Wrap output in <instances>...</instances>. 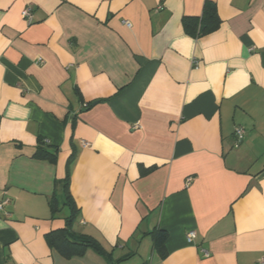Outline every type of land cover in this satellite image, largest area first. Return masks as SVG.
<instances>
[{
  "label": "crops",
  "instance_id": "1",
  "mask_svg": "<svg viewBox=\"0 0 264 264\" xmlns=\"http://www.w3.org/2000/svg\"><path fill=\"white\" fill-rule=\"evenodd\" d=\"M206 1L219 24L194 38L182 19ZM66 183L71 231L121 264H259L264 0H0V264H108L47 245Z\"/></svg>",
  "mask_w": 264,
  "mask_h": 264
},
{
  "label": "trees",
  "instance_id": "2",
  "mask_svg": "<svg viewBox=\"0 0 264 264\" xmlns=\"http://www.w3.org/2000/svg\"><path fill=\"white\" fill-rule=\"evenodd\" d=\"M182 24L185 32L194 38H199L215 30L219 24L215 4L211 1H206L200 16H185L182 19ZM33 158L47 160L54 164L57 158V149L53 148L51 150L49 145H46L43 140H40L33 154ZM146 171L144 170V172ZM62 205L70 209V215L65 219V227L52 231L45 236L47 245L58 252L60 256L65 259H70L72 257L82 256L86 250L91 249L103 257L108 264H121L131 256L129 254L118 259H113L112 252L106 251L98 241L89 236H77L71 231V227L76 221L77 209L70 195L67 183L64 185L63 195L59 198L55 195L50 200V208L53 214L58 212ZM150 235L154 249L162 252L167 240V232L165 230L155 229Z\"/></svg>",
  "mask_w": 264,
  "mask_h": 264
},
{
  "label": "built area",
  "instance_id": "3",
  "mask_svg": "<svg viewBox=\"0 0 264 264\" xmlns=\"http://www.w3.org/2000/svg\"><path fill=\"white\" fill-rule=\"evenodd\" d=\"M33 9L31 6H27L25 7L22 11H21V17L22 19L25 20V22L30 25L32 22H33ZM124 24L126 26H129L130 27V23L127 22V21H124ZM243 129L242 128H236L235 131H234V137L236 139V143H239L240 141H242L243 139ZM192 182V179L191 178H188L186 180V186H189ZM9 200L7 198H3V199H0V214L4 215V216H7L8 215V212L6 210V206L8 204ZM195 231H188L186 233V241L187 243H192L195 239ZM202 253H203V256L204 257H209V253L205 250H202ZM259 264H264V259H262L260 261Z\"/></svg>",
  "mask_w": 264,
  "mask_h": 264
},
{
  "label": "water",
  "instance_id": "4",
  "mask_svg": "<svg viewBox=\"0 0 264 264\" xmlns=\"http://www.w3.org/2000/svg\"><path fill=\"white\" fill-rule=\"evenodd\" d=\"M95 104V103H94Z\"/></svg>",
  "mask_w": 264,
  "mask_h": 264
}]
</instances>
